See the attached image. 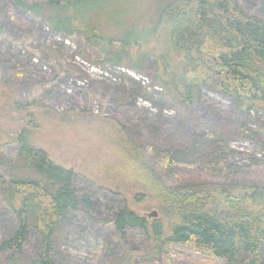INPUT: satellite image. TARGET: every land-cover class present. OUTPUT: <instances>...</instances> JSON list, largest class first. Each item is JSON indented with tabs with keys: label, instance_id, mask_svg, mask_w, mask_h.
Instances as JSON below:
<instances>
[{
	"label": "trees",
	"instance_id": "1",
	"mask_svg": "<svg viewBox=\"0 0 264 264\" xmlns=\"http://www.w3.org/2000/svg\"><path fill=\"white\" fill-rule=\"evenodd\" d=\"M13 1L64 36L79 34L105 63L120 66L124 60L141 71L154 60L155 80L181 107H190L199 88L210 83L233 99L240 112L258 116L264 139V19L247 16L237 0ZM34 107L32 102H13L12 109L23 112L26 121L0 133V146L17 148L12 177L0 174V196L15 220L14 228L0 239V264H57L52 259L53 238L67 213L79 204L88 211L91 207L87 196L76 194L75 171L33 142L32 134L40 132ZM54 114L51 119L57 120ZM117 131L130 174L143 179L142 187L154 195L147 208H155L158 217L140 215L127 205L118 208L112 227L123 248L106 264L154 260L173 245L227 264H264V186H169L161 173L183 164L164 154L158 168H152L139 146L122 137L120 125ZM3 222L0 209V227ZM29 228L37 232L40 249L28 259L22 247ZM131 230L139 232L138 238L124 241ZM103 259L102 254L98 262Z\"/></svg>",
	"mask_w": 264,
	"mask_h": 264
},
{
	"label": "rangeland",
	"instance_id": "2",
	"mask_svg": "<svg viewBox=\"0 0 264 264\" xmlns=\"http://www.w3.org/2000/svg\"><path fill=\"white\" fill-rule=\"evenodd\" d=\"M237 3L247 16L264 19V0ZM0 8V133L26 121L23 112L12 109L13 102H32L40 125V132L32 134L33 142L75 171L76 194L78 198L87 196L91 203L89 211L79 204L77 210L68 212L59 227L52 249L57 264H106L117 257L123 244L116 239L112 220L123 205L148 218L158 217L155 208H147L154 203V195L142 187L143 179L130 174L118 140V125L124 131L122 137L139 146L150 167L158 168L164 154L183 164L173 166L166 175L161 173L169 186H264L260 119L240 112L219 88L206 83L190 107H181L155 80L154 60L141 71L124 60L113 66L79 34L66 37L56 32L13 0H0ZM52 113L57 120L51 119ZM16 154L15 144L0 146V174L5 179L12 177L11 162ZM0 209L5 220L1 239L14 228L15 220L1 196ZM138 236L136 230L127 231L124 241ZM39 249V236L29 228L23 257L35 258ZM102 254L103 262H98ZM138 264L227 263L173 245L156 259L138 260Z\"/></svg>",
	"mask_w": 264,
	"mask_h": 264
},
{
	"label": "water",
	"instance_id": "3",
	"mask_svg": "<svg viewBox=\"0 0 264 264\" xmlns=\"http://www.w3.org/2000/svg\"><path fill=\"white\" fill-rule=\"evenodd\" d=\"M151 216H154V217H155V216H156V213H155V212H153V213L151 214Z\"/></svg>",
	"mask_w": 264,
	"mask_h": 264
}]
</instances>
